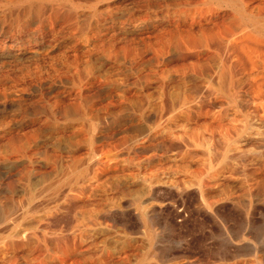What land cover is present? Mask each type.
Returning <instances> with one entry per match:
<instances>
[{
    "label": "rangeland",
    "instance_id": "rangeland-1",
    "mask_svg": "<svg viewBox=\"0 0 264 264\" xmlns=\"http://www.w3.org/2000/svg\"><path fill=\"white\" fill-rule=\"evenodd\" d=\"M0 223V264H264V0H0Z\"/></svg>",
    "mask_w": 264,
    "mask_h": 264
},
{
    "label": "bare ground",
    "instance_id": "bare-ground-1",
    "mask_svg": "<svg viewBox=\"0 0 264 264\" xmlns=\"http://www.w3.org/2000/svg\"><path fill=\"white\" fill-rule=\"evenodd\" d=\"M21 209V208H20ZM20 213V212H19ZM26 214V211L25 210H22V212L20 213V215L21 216H24ZM19 215V216H20ZM16 216H18V214H16ZM14 220H16V219H14ZM13 219H10V221H8V224H10V226H11V223L14 221ZM3 221V220H2ZM2 221H1V223H2ZM0 223V224H1ZM6 223V222H5ZM7 225V224H6ZM10 226H7V227H10ZM12 226H13V224H12Z\"/></svg>",
    "mask_w": 264,
    "mask_h": 264
}]
</instances>
